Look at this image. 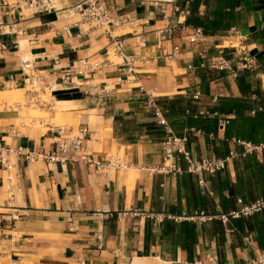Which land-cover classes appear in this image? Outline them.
Returning <instances> with one entry per match:
<instances>
[{"label": "crops", "instance_id": "crops-1", "mask_svg": "<svg viewBox=\"0 0 264 264\" xmlns=\"http://www.w3.org/2000/svg\"><path fill=\"white\" fill-rule=\"evenodd\" d=\"M20 1L0 0V145L47 150L56 131L84 130L86 154L94 161L106 163L114 157L129 166L96 170L80 160L61 165L19 158L11 177L0 163V264H238L264 252V212L226 224L218 220L240 207L237 199L249 203L264 197V148L205 175L206 188L186 172L183 160L179 174H151L149 169L161 162L164 129L147 104L151 97L173 132L185 135L197 155L241 154L236 140H247L225 134L234 114L219 112L231 116L223 129L215 117L193 115L215 110L221 98L248 99L250 117L264 113L257 110L264 108L260 0H177L188 15L173 13V5L164 1L107 0L116 15L131 18L115 32L134 58L132 71L112 53L100 31L71 25L76 17L65 16V11L22 8L19 14ZM77 1L60 0L59 6ZM198 21H218L219 26L205 33ZM195 29L201 30V39ZM135 35L142 36L144 46L137 47ZM174 47L179 54L170 59ZM233 51L252 57L251 68L236 70L239 57H229ZM221 52L231 58L235 72L199 68L202 58L210 62ZM67 71L80 80L78 87L69 89L62 82ZM243 74L251 85L244 93L237 84ZM27 84L37 87L25 90L28 99L50 93L49 119L61 115L60 125L40 120L41 128H35L20 122L6 100L10 97L1 93ZM58 90L80 95L57 99L53 92ZM196 91L198 100L193 98ZM256 141L264 144V127ZM199 211L213 219L164 218L191 217ZM218 224L222 233L215 230Z\"/></svg>", "mask_w": 264, "mask_h": 264}, {"label": "built area", "instance_id": "built-area-1", "mask_svg": "<svg viewBox=\"0 0 264 264\" xmlns=\"http://www.w3.org/2000/svg\"><path fill=\"white\" fill-rule=\"evenodd\" d=\"M60 0H21L16 3V7L20 10L26 8L34 13H58L59 11H65V16L76 19L71 25H84L86 30H98L102 34L106 35L110 41L112 53L118 55L122 59V64L126 66L128 71H132L134 58L129 56L125 52V40L118 34L116 29L122 27L131 18L126 15H116L114 13L112 4L107 0H78L76 3L67 7L59 6ZM164 1L173 5V13H179L182 15H188V9H180L176 4L177 0H155V2ZM67 29V26L64 27ZM194 35L197 39H201L202 33L200 29L194 30ZM137 38V47L144 46V40L141 35H135ZM179 54L178 47L172 48L168 54V58L173 59ZM231 57H239L238 62L234 65L236 70H248L251 68L253 58L242 51L241 54H236V51L230 52ZM218 59H212L210 62L200 61L199 68L209 70H230L235 72L231 58L223 56ZM79 65L89 66L87 62H79ZM97 64H94L96 67ZM75 66V65H73ZM107 64L103 63L102 67H106ZM191 68V66H189ZM96 69V68H95ZM121 81V78H118ZM62 82L69 85V89H73L81 84L80 80L74 81V78L67 72H64L62 76ZM200 96L199 91H196L193 95L194 100H198ZM148 107L153 110V117L155 123L164 129V137L160 142L161 149V162L149 169L151 174H171L176 175L181 173V166L179 161L183 160L186 164V172L197 178L198 183L206 188L205 175H214L227 167V164L232 159L238 156H246L247 154L257 153L264 148V144H253L248 141L236 140L238 144L243 147L241 154H237L234 151H229L227 155L219 157L214 154L210 155H197L187 145V137L185 135L178 136L169 126V122L165 116L164 110L151 98H148ZM257 110L264 111L263 107H259ZM254 113V111H252ZM194 117L212 116L217 118L220 128H224L230 121V115H223L216 110L202 109L197 111ZM193 131V129H190ZM84 130H80L77 133H65L56 131L52 137L53 146L50 149H29L21 146L6 147L0 145V163L9 173L14 170V165L20 158L25 161H31L36 158H41L46 164H61L65 165L69 161L80 160L85 164L94 167L96 170L100 169H126L129 165L117 158H110L106 163H100L93 160L90 155L86 154V150L83 144ZM199 133V131H197ZM240 207L227 214H222L218 217V220L222 224H226L229 220H237L240 218H247L252 215L264 212V197L258 198L249 203H243L241 199H237ZM198 218L201 222L211 221L212 216L205 214L202 211L195 212L191 217H175L172 215H165V219L174 220L176 222L182 220H193ZM156 220L162 221L163 219ZM245 242L249 244V238H244ZM76 264H84L82 260H79ZM238 264H264V252L257 253L252 258L245 259L242 263Z\"/></svg>", "mask_w": 264, "mask_h": 264}, {"label": "trees", "instance_id": "trees-1", "mask_svg": "<svg viewBox=\"0 0 264 264\" xmlns=\"http://www.w3.org/2000/svg\"><path fill=\"white\" fill-rule=\"evenodd\" d=\"M260 6L264 7V0H260ZM205 33L215 32V28L218 27V21H207V23H200ZM237 84L241 92H247L250 89V84L245 81V75L237 77ZM255 94H259L257 91H253ZM53 95L57 99H74L79 93H71L67 90L54 91ZM220 105L215 107V110L223 113H232L235 118L230 122L226 129V137L230 138L235 136L239 139H244L256 144V136L264 127V113L256 114L254 117H250L246 112L251 108L250 101L248 99H235V98H221ZM215 230L218 233L223 232V228L220 224L215 226Z\"/></svg>", "mask_w": 264, "mask_h": 264}, {"label": "rangeland", "instance_id": "rangeland-1", "mask_svg": "<svg viewBox=\"0 0 264 264\" xmlns=\"http://www.w3.org/2000/svg\"><path fill=\"white\" fill-rule=\"evenodd\" d=\"M231 55V54H229ZM232 56V55H231ZM229 56V57H231ZM34 85L27 84L25 89H16L15 87L7 88L1 94H6L10 97V99H6L8 104L12 106L15 110L19 113L20 122L26 124L28 126H33L35 128H39L40 120H44V123L50 121L53 125H60L61 124V115L56 114L54 115L53 119H49V111L48 108L52 106L53 103L50 97V93L46 90V94H41L40 92L37 94L38 96L32 97V99H28L25 95V90H37V87ZM15 96V97H14ZM39 103L44 104L43 109H40L38 106ZM31 113V117L28 114ZM25 115V117H24ZM44 125V124H42ZM45 126V125H44ZM47 126V125H46ZM41 128V127H40ZM45 130V128H42Z\"/></svg>", "mask_w": 264, "mask_h": 264}, {"label": "bare ground", "instance_id": "bare-ground-1", "mask_svg": "<svg viewBox=\"0 0 264 264\" xmlns=\"http://www.w3.org/2000/svg\"><path fill=\"white\" fill-rule=\"evenodd\" d=\"M15 97V96H14Z\"/></svg>", "mask_w": 264, "mask_h": 264}]
</instances>
